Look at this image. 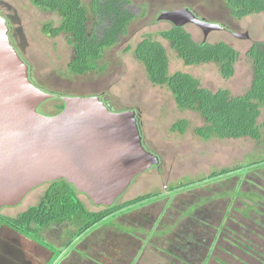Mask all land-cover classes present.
<instances>
[{
  "label": "rangeland",
  "instance_id": "1",
  "mask_svg": "<svg viewBox=\"0 0 264 264\" xmlns=\"http://www.w3.org/2000/svg\"><path fill=\"white\" fill-rule=\"evenodd\" d=\"M83 2L91 7L92 0ZM131 2L137 20L130 27L129 34L106 52L99 65L100 71L77 77L68 69L74 55L69 37L53 38L44 33L48 24L60 27L62 18L37 8L31 0H0V15L8 21L13 44L29 67L30 79L40 90L57 97L41 107L42 115L58 116L57 107L61 106L63 98L99 97L115 113L137 112L146 149L160 158V165L138 177L119 202L124 204L145 195H151V200L123 211L116 221L110 218L95 227L87 235L91 237L98 231L95 237L89 242H80L83 245L79 252L73 247L66 248L76 233V228L69 225L51 228L44 233L45 240L55 246L53 248L59 254L63 252L60 259L46 248L2 226L0 264H54L55 260L63 261L59 264H81L77 258H90L92 262L85 264H172L175 260L162 259L159 248L165 250L166 246L174 250V244L189 235L208 240L213 224L218 222L222 223L228 236L234 235L229 226L238 225L234 228L235 243H239L236 237L248 238L246 243L254 249L248 254L251 261H259L254 255L264 252V150L257 142L247 139L206 142L197 138L194 130L204 126L203 119L197 113L181 110L167 87L153 85L145 66L135 55L137 46L151 35L167 48L172 75L177 72L191 74L205 89L213 92L224 89L234 97L243 96L251 89L254 80L253 63L247 54L255 44L264 43V14L237 20L226 0ZM179 9L196 10L210 24L231 29L214 31L206 40L201 28L194 24L187 27L198 43H225L240 53L236 75L232 79H224L216 64L187 67L170 43L160 38V33L173 28L170 22L160 21V17L165 12ZM233 31L249 34L250 39L237 38ZM180 120L191 123L190 131L184 136L172 133V127ZM263 122L264 112L260 124ZM236 168L242 171L210 179L216 172ZM48 188L45 185L33 191L22 205L7 208L1 214L19 217L37 206ZM81 199L91 211L101 210L93 207L84 196ZM154 202L159 204L140 211ZM215 232L223 235L221 228L214 227ZM221 253L226 251L220 242L210 244L208 260L203 264H224ZM239 255L247 258L242 253Z\"/></svg>",
  "mask_w": 264,
  "mask_h": 264
},
{
  "label": "trees",
  "instance_id": "2",
  "mask_svg": "<svg viewBox=\"0 0 264 264\" xmlns=\"http://www.w3.org/2000/svg\"><path fill=\"white\" fill-rule=\"evenodd\" d=\"M31 1L37 8L56 13L62 18L60 27L55 28L53 24H48L44 27V33L53 38L62 35L69 37L74 55L68 69L77 77L100 71L99 65L106 52L123 41L137 20V15L131 9V1L134 0H92L91 7L83 0ZM226 1L237 20L264 14V0ZM159 36L170 43L173 51L187 67L216 64L220 67L224 79L230 80L236 75V66L241 55L230 45L198 43L187 28L173 27ZM131 50L132 48L129 51ZM135 55L145 66L153 85L167 87L181 110L197 113L203 119L204 126L194 130L197 138L206 142L213 139H247L257 142L264 150V122L260 124L264 112V43L255 44L247 54L253 63L254 80L251 89L239 97H234L229 90L213 92L205 89L201 81L191 74L177 72L172 75L167 48L151 35L137 46ZM65 108L63 102L57 107V115ZM190 129L189 121L180 120L172 127V133L184 136ZM237 171L242 169H225L216 172L210 179ZM48 186L41 202L19 217H6L0 213V227H7L28 238L50 250L58 258L63 252L60 251L59 254L58 250L45 240L44 233L47 230L65 225L76 228L72 241L66 246L70 248L77 240L88 237L90 231L101 223L110 218L116 221L123 211L152 198L151 195H145L124 204L118 202L112 208L91 211L81 199L83 195L67 181H58ZM85 198L93 207L98 208L89 198Z\"/></svg>",
  "mask_w": 264,
  "mask_h": 264
},
{
  "label": "water",
  "instance_id": "3",
  "mask_svg": "<svg viewBox=\"0 0 264 264\" xmlns=\"http://www.w3.org/2000/svg\"><path fill=\"white\" fill-rule=\"evenodd\" d=\"M159 20L178 28L194 24L207 38L223 30L188 9L165 12ZM10 32L0 15V213L58 181L98 208H112L138 177L160 165L145 147L138 113H115L97 97L63 98L61 114L42 115L41 107L57 97L34 85Z\"/></svg>",
  "mask_w": 264,
  "mask_h": 264
},
{
  "label": "flooded vegetation",
  "instance_id": "4",
  "mask_svg": "<svg viewBox=\"0 0 264 264\" xmlns=\"http://www.w3.org/2000/svg\"><path fill=\"white\" fill-rule=\"evenodd\" d=\"M180 10H185V9H179L176 11H180ZM190 11H192L198 18H200L206 22H209L208 19L201 16L198 13V11H196V10H190ZM172 26L174 27L173 24H172ZM222 27H223L222 31H224V32L231 30L230 28H228L224 25ZM203 33H204V31H203ZM233 35L238 38V36L241 34H237L236 32H234ZM204 36H205V33H204ZM205 38H206V40L208 39L206 36H205ZM144 144H145V142H144ZM145 147H146V145H145ZM153 168H157V167L154 166ZM157 204H159V203L154 202L151 206L143 207L140 211H142L144 209L151 208L152 206L157 205ZM136 211L139 212V210H136ZM221 225H222V223H219V222L213 224L212 232H211L212 234L210 233L208 240L205 239V241H204V240H201L199 238L197 239L194 235H189L188 238H186V239L184 237V241L180 240L178 242V244H176V245L174 244V248H173L174 250H170L165 246V250L163 248L162 249L159 248L160 251H162V252L158 253V250L156 252L161 257L163 256L162 259H164L166 257V258H170V261H171V259L175 260L173 263L171 262L172 264H178V263H180V264H197L196 263L197 261H199V263L203 264L204 260H208L207 256H208L210 244L216 243V241H217V242H220V244L224 247V249L226 251L225 254L221 253V257L223 259H225V261L221 260V261H223L224 264H242V262H244L245 264L246 263L247 264H264V256L262 255L264 253L263 251H262L263 253H261V251L256 252L257 254L254 255V256H256L257 260H259V261H254V262L251 261V258L248 254H252L250 252V250H254V249L253 248L251 249V247L246 243V241H248V238L241 240L238 237H236V241H238L239 243H235V230H234V228H235V226H238V225L232 224L229 226L234 232V235L232 234L233 236L226 235V233H224V232H226L227 230L225 228L223 229ZM214 227L221 228L223 231V235L220 234V232L213 233ZM238 235H240V234H238ZM203 237H204V235H203ZM216 239H219V240H216ZM249 241H250V237H249ZM186 243H188L189 246ZM194 245L197 246L196 249H195ZM190 246H192L194 248L192 249V248H190ZM176 250L178 251L177 253H176ZM228 252L230 253V255L228 254ZM239 253H242V255H246L247 258L244 259V256H240ZM190 254H192V256H190ZM258 255H261L262 257H259ZM235 258H236V260H234ZM83 260H80L81 264H82V261L84 262V264H85V262H92L91 259H83ZM176 261H178V263H176ZM102 264H105V263H102Z\"/></svg>",
  "mask_w": 264,
  "mask_h": 264
},
{
  "label": "crops",
  "instance_id": "5",
  "mask_svg": "<svg viewBox=\"0 0 264 264\" xmlns=\"http://www.w3.org/2000/svg\"><path fill=\"white\" fill-rule=\"evenodd\" d=\"M124 217H125V216H124ZM123 221H125V220H121V222H123ZM56 227H63V226H56ZM53 228H55V227H53ZM3 229H6V227H4ZM8 230H9V229H8ZM10 231H11V230H10ZM99 231H100V230H99ZM96 232H98V231H96ZM96 232H95L94 234H92L93 236H91V237H86V238L84 237L85 240L82 239V240H77L76 242H74L73 245H72L73 249L75 248V246H77L75 250H76L77 252H79V251H78V250H79V247H80L81 245H83V244L80 245V242L86 243L87 241H88V242L91 241V240L95 237ZM45 233H46V232H45ZM18 235H20V234H18ZM20 236H21V235H20ZM22 237H23V236H22ZM24 238H25V237H24ZM25 239L28 240V241H30V242H32V243H35V242L29 240L28 238H25ZM70 241H72V239H71ZM70 241H69V242H70ZM69 242H68V243H69ZM68 243H67V244H68ZM35 244H36V243H35ZM75 244H77V245H75ZM36 245L39 246V247H41V246L38 245V244H36ZM49 251H50V250H49ZM49 251H48V252H49ZM51 254H52V253H51ZM62 256H63V255H62ZM60 258H62V257H59L58 259H60ZM51 259H52V258H51ZM89 259H90V258H89ZM52 260H53V259H52ZM77 260H80V258H77L76 261H77ZM60 262L62 263L63 261H62V260H55V263H54V264H59Z\"/></svg>",
  "mask_w": 264,
  "mask_h": 264
},
{
  "label": "clouds",
  "instance_id": "6",
  "mask_svg": "<svg viewBox=\"0 0 264 264\" xmlns=\"http://www.w3.org/2000/svg\"><path fill=\"white\" fill-rule=\"evenodd\" d=\"M187 28V27H186ZM167 190H168V187H167ZM55 247V246H54Z\"/></svg>",
  "mask_w": 264,
  "mask_h": 264
}]
</instances>
